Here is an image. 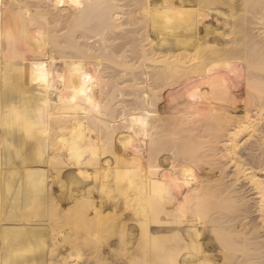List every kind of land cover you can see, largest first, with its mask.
Returning a JSON list of instances; mask_svg holds the SVG:
<instances>
[{"label": "bare ground", "instance_id": "obj_1", "mask_svg": "<svg viewBox=\"0 0 264 264\" xmlns=\"http://www.w3.org/2000/svg\"><path fill=\"white\" fill-rule=\"evenodd\" d=\"M7 1L0 0V46L11 39L15 47L28 45L32 54L16 55L21 65L34 54L55 53L87 60L99 79L110 64L119 69L109 84L96 88L105 115L78 116L70 106L53 103L48 136L34 130L26 138L23 127L16 129L17 143L28 152L23 164L35 171L6 167L0 154V264H172L188 249L185 218L193 214L214 229L201 238L205 257L264 264V0H82L96 7L53 10L47 21H33L29 13L34 17L38 6L54 0ZM149 4L167 13L155 17L161 23L144 16L140 6ZM127 22L133 30L117 32ZM20 32L23 38L14 36ZM11 57L0 52V72ZM13 75L23 83L22 70ZM70 86L71 78L65 97ZM108 87L112 94L102 99ZM0 98L7 107L40 99L13 88L5 95L2 86ZM118 98L124 116L141 109L153 113L147 136L142 129L131 134L127 148L117 136ZM244 131L252 139L241 141L237 155L233 143ZM174 160L181 163L173 167ZM184 161L195 167L196 178L184 185L183 203L174 208L175 201L162 196L169 186L180 194L176 184L184 179ZM218 165L222 172L230 167V181L226 172L221 177L227 185L212 178ZM245 174L254 177L242 181L251 201L236 191ZM35 185L47 187L46 199L28 206ZM241 198L246 210L237 215ZM20 202L24 210H14Z\"/></svg>", "mask_w": 264, "mask_h": 264}, {"label": "snow or ice", "instance_id": "obj_2", "mask_svg": "<svg viewBox=\"0 0 264 264\" xmlns=\"http://www.w3.org/2000/svg\"><path fill=\"white\" fill-rule=\"evenodd\" d=\"M93 7L96 6L91 3L86 4L82 0H54L52 4L38 6L34 17L32 13H29V16L33 18V21H47L49 14L53 10L57 13H66L73 9L84 10ZM140 7H144V16L149 18L150 23H161L162 21L156 20L155 17L167 15L166 12L154 11L150 4L141 5ZM7 49V52L10 51L13 55L6 64L5 70L0 72V86L3 87L4 94L7 95L8 88H13L26 92L33 98L39 97L40 99L35 100L33 106L16 103L11 107H7L3 98H0V154L4 156L6 167L19 169L23 166L29 172H32L36 170L34 165L28 166L23 164L28 152L25 151V148L20 143H17L15 139L16 129L23 127L26 138H30L34 130L40 133L41 136H48L49 131L46 121L48 112L50 111L49 105L53 103H56L57 108L61 105L65 108L70 106L71 110H74L78 116L81 113H83L84 117L92 118L105 115L106 113L101 107L102 101H98L96 98L99 74L98 72H94L87 60L77 56L70 57L67 54H60L63 56L62 59L55 53L51 54V58H49V54H34L29 60L25 61L24 65H21L17 62L18 57L15 53L18 49L15 45L9 44L7 45ZM0 52L7 54L4 51V46H0ZM21 70L24 72L22 84L19 81V77L13 75V73H19ZM69 78H71V86L67 88L68 95L65 97L63 95L65 91L64 86L68 84ZM57 89H60L61 93L59 99H57ZM152 115L153 113L148 109H141L139 114L127 113L124 117H121L123 125L121 126V130L117 131V136H119L120 143L124 148L129 146V141L132 138L131 134L139 133L142 129L143 135L147 136ZM129 119L131 126H129ZM261 123L264 124V118H262ZM122 130H126L125 135H121ZM251 139L252 135L248 131H244L234 141L233 145L237 155H240L241 141L247 144ZM113 145H115V138H113ZM228 151H233V148H229ZM41 156L44 157L46 162L43 152H41ZM168 159L167 157L165 158V160ZM178 163L181 162L174 160L173 167ZM229 163L234 170H239L237 160L231 159ZM183 164L184 179L182 181L178 180L176 184V189L180 191V194L176 195V191L169 186L167 193L162 196V199L174 200V208L175 205H182L183 203L184 185L190 184L196 178L195 167L187 161H184ZM260 170L264 171V165L261 166ZM231 174L229 173V175ZM80 175H84L83 169H81ZM91 177V174H89V180H91ZM241 179L247 181L254 179V177L245 174ZM242 187H244L243 184H241L240 188ZM240 188H237L236 191L239 192ZM191 190V187L187 189L189 192ZM46 192V186L42 189L39 185H35L34 190L28 196V206L37 199H46ZM262 192H264V189H262ZM11 203L15 205L17 201H11ZM24 207V202H20V208L14 210L23 211ZM245 210V203L241 198L236 203L235 212L237 215H243ZM261 221L264 222V212L261 213ZM185 225L188 233L185 237L188 249L178 259H174L172 264H221L218 257L214 258V255L205 257L203 254L205 249L201 247V238L206 234V231L214 230L208 226L207 221L200 220L198 222L196 215L193 214L185 218ZM181 231H184V229Z\"/></svg>", "mask_w": 264, "mask_h": 264}, {"label": "rangeland", "instance_id": "obj_3", "mask_svg": "<svg viewBox=\"0 0 264 264\" xmlns=\"http://www.w3.org/2000/svg\"><path fill=\"white\" fill-rule=\"evenodd\" d=\"M7 1V0H6ZM34 3H38L39 4V1H37V0H32ZM8 2V1H7ZM14 2H16V3H19V0L18 1H16V0H14ZM32 2V4H31V6L34 4ZM8 3H10V2H8ZM36 3V4H37ZM41 3V2H40ZM122 3H125V2H122ZM140 4H142V3H140ZM8 5V4H7ZM11 4H9L8 6H10ZM29 5V4H28ZM134 5V4H133ZM30 6V5H29ZM134 7V6H133ZM55 11V10H54ZM126 19L125 18H123L121 21L122 22H124ZM256 26V25H255ZM255 26H252V27H255ZM133 28L134 27H132V26H130L129 24H128V22H127V24H125V25H123V27H121L119 30H117V32H119V33H124L125 31H123V29L124 30H127V31H129V30H133ZM257 28V29H256ZM256 28H255V30H254V32L255 33H257V34H259L260 33V31L258 30L259 29V26H256ZM23 31V30H22ZM122 31V32H121ZM259 32V33H258ZM23 33H19L18 35L16 34V35H14V36H16V37H18V38H23L24 36L22 35ZM20 35V36H19ZM13 42H12V45H15V43L14 42H16V40L15 39H11ZM20 44V43H19ZM23 47H16L17 49H18V51L15 53L16 55L18 54V56H19V54H20V52L19 51H22L21 53H23V54H32V50H31V48L28 46V45H22ZM4 49H6L7 51H8V49H7V47H4ZM6 51V52H7ZM7 55H9V56H12L13 55V53H11L10 51L9 52H7ZM102 62H104V63H108L107 62V60H105V59H102L101 60ZM108 65V64H107ZM108 67H110V69H107V70H105V71H103V72H100L101 73V79H99V86H101V85H105V83L106 84H109L111 81H108V79H110V75H111V72L113 71V70H117V69H119L118 67H116L115 65H109ZM151 70V69H150ZM152 71V70H151ZM111 84H113V83H111ZM97 90V89H96ZM112 90L111 89H109V87L105 90V92L102 94V99H106V98H108L112 93H110ZM120 97V96H119ZM118 100H119V98L118 99H116L115 101H114V103H117V105H116V114L118 115L119 114V116H120V118L117 120V123L120 125V126H122L123 125V121H121L120 119H121V117H123L124 116V113H122V109H121V103H119L118 102ZM107 100H105V102H106ZM127 105L129 104V106H128V109H130V108H133L131 105H130V103H126ZM135 108V107H134ZM132 110V109H131ZM239 115V112H236L234 115H232L234 118H236V117H239L238 116ZM231 117V116H230ZM120 120V121H119ZM122 122V123H121ZM64 125L65 126H70V127H74L75 125L74 124H72V123H64ZM68 130H66V129H64L63 130V132H67ZM207 138H210V136L208 137L207 136ZM206 139V138H205ZM203 140V139H202ZM201 140V141H202ZM206 140H208V139H206ZM206 140H204V141H206ZM92 145H96V143L95 142H91V143H88V146H92ZM218 146H221V145H218ZM213 147H216L215 145L213 146ZM207 149V148H206ZM208 150V149H207ZM245 153H247V152H245ZM220 157H213V159L215 160L214 162H216L217 164H219L218 163V159H219ZM215 163V165H214V163H213V165L214 166H216L217 164ZM219 167L221 166V165H218ZM227 167H229V165L228 166H225V168H226V170L227 171H223V172H226V177H227V179H226V177L224 176V175H222L223 174V172H222V167H220V168H215V170H216V173L215 174H213L212 176H214V177H212V178H218V180H219V182L221 181V182H223L224 183V185H225V183H226V185L228 184L227 183V181L229 182L230 180L228 179L229 177H228V172H230V170L228 171V169H230V167L227 169ZM224 168V169H225ZM212 170V169H211ZM222 172V173H221ZM222 176H224V178L227 180V181H225V179L224 180H221V179H223V178H221ZM243 180H241V182H240V185L243 183V185H244V187H242V188H240V189H242L241 190V194H244L245 196H246V198L248 199V200H252V196H253V194L249 191L250 189H249V187H247L246 186V184H244V182H242ZM220 182V183H221ZM222 183V184H223ZM240 185H238L239 187H240ZM238 187V188H239ZM247 189V190H245L244 192H242L244 189ZM247 193H249L248 195H247ZM251 196V197H250ZM250 200V201H251ZM253 202L251 203V206H253ZM252 211L254 210L253 208L251 209ZM252 215L254 214V213H251ZM249 215L250 216V218L252 219L253 217H254V221H256V216H255V214L252 216V215ZM252 216V217H251ZM253 220V219H252Z\"/></svg>", "mask_w": 264, "mask_h": 264}]
</instances>
